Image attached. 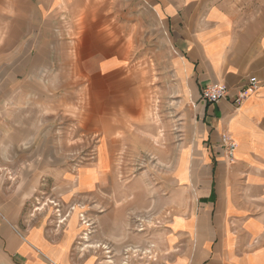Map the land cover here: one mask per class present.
<instances>
[{"label": "crops", "instance_id": "crops-1", "mask_svg": "<svg viewBox=\"0 0 264 264\" xmlns=\"http://www.w3.org/2000/svg\"><path fill=\"white\" fill-rule=\"evenodd\" d=\"M85 1L0 0V158H61L54 157L53 125H46L52 115L39 123L29 112L38 101L45 112L53 111L54 99H64L53 93L54 64L70 62L67 50L74 42L68 32L77 27L68 18L78 15ZM121 1L113 0L108 17L117 15ZM142 1L169 39L176 78L188 85L192 102L182 150L187 166L181 176L174 173L181 151L173 169L168 253L165 261L148 264H264V0ZM105 23L106 18L89 25L72 72L77 78L78 64L83 79H89V137L101 136L97 157L102 147L110 159L117 134L126 129L132 136L130 128L142 116L143 70L122 50L126 39L106 35ZM252 77L258 90L240 107L230 100H201L202 89L217 84L234 98ZM223 136L235 143L232 160ZM103 171L92 189L77 184L72 196L100 188ZM49 172L36 167L28 173ZM91 204L107 206L99 199ZM53 228L47 215L31 222L24 205L0 199V255L10 264H108L97 254L74 250L77 230L67 226L57 234Z\"/></svg>", "mask_w": 264, "mask_h": 264}, {"label": "rangeland", "instance_id": "rangeland-1", "mask_svg": "<svg viewBox=\"0 0 264 264\" xmlns=\"http://www.w3.org/2000/svg\"><path fill=\"white\" fill-rule=\"evenodd\" d=\"M113 3L87 0L78 15L69 16L68 21L77 27L68 32L69 40L74 42L67 50L72 64H54L52 82L54 96L64 95V99H54L53 111L45 112L38 101L29 112L39 123L52 115L53 121L46 125H53L54 157L61 158L46 161L52 166L49 172L50 166L42 158L20 162L2 156L0 199L24 205V214L31 222L40 214L47 215L57 234L67 226L70 232L77 230L74 250L80 255L91 252L108 264L162 262L168 253L166 239L173 216L170 202L176 195L173 169L185 147L192 119L190 90L176 78L174 51L159 20L147 11L145 3L122 0L117 3V15L108 17ZM105 18L106 35L113 40L126 39L128 46L122 50L143 70L142 116L135 122L136 127L130 128L132 136L125 133L126 129L117 134V142L110 145V151L115 152L110 159L103 156L102 147L97 157L101 136L89 137V79H83L78 64L77 78L72 72L81 55L78 43L90 24ZM187 162L186 151H182L174 171L177 176H181ZM36 167L49 173L30 175L28 172ZM98 170H104L101 187L73 197L77 184L93 188L99 179ZM95 199L107 206L94 208L91 203ZM84 201H90L91 206L82 207ZM0 264L10 263L0 255Z\"/></svg>", "mask_w": 264, "mask_h": 264}, {"label": "built area", "instance_id": "built-area-1", "mask_svg": "<svg viewBox=\"0 0 264 264\" xmlns=\"http://www.w3.org/2000/svg\"><path fill=\"white\" fill-rule=\"evenodd\" d=\"M259 82L255 77L249 79L248 86L243 89L234 98L231 97L229 90L222 84L209 85L202 89L201 100L208 104H216L222 100H230L237 108L240 107L246 99L257 92ZM224 148L228 153L230 160H232V153L235 149V143L227 136H223Z\"/></svg>", "mask_w": 264, "mask_h": 264}, {"label": "bare ground", "instance_id": "bare-ground-1", "mask_svg": "<svg viewBox=\"0 0 264 264\" xmlns=\"http://www.w3.org/2000/svg\"><path fill=\"white\" fill-rule=\"evenodd\" d=\"M93 247H94V248H95V247L97 248V247H99V246H93ZM110 263H112V261H111Z\"/></svg>", "mask_w": 264, "mask_h": 264}]
</instances>
